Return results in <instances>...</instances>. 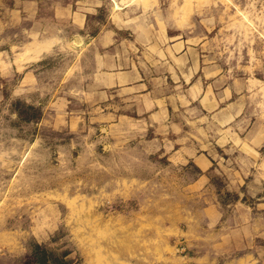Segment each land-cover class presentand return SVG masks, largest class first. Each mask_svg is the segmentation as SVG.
Masks as SVG:
<instances>
[{"label": "rangeland", "instance_id": "374dc122", "mask_svg": "<svg viewBox=\"0 0 264 264\" xmlns=\"http://www.w3.org/2000/svg\"><path fill=\"white\" fill-rule=\"evenodd\" d=\"M104 30L205 43L264 131V0H0V264H264V143L238 186L212 125L209 170L173 158L134 95L87 88Z\"/></svg>", "mask_w": 264, "mask_h": 264}, {"label": "crops", "instance_id": "0c3cea01", "mask_svg": "<svg viewBox=\"0 0 264 264\" xmlns=\"http://www.w3.org/2000/svg\"><path fill=\"white\" fill-rule=\"evenodd\" d=\"M123 42L109 30L96 36L89 49L92 59L87 88L105 99L112 93L134 95L138 111L146 113V125L154 127L155 135L161 134L166 145L171 144V156L183 163L192 161L200 173L209 170L216 158L204 152L211 150L206 129L212 125L217 133L213 141L224 147L236 144L240 149L238 176L232 180L238 186L239 178L242 182V175L248 173V164L257 158L255 149L264 143L259 124L244 127V132L238 130L247 111L242 93L250 87L240 79L228 77L210 55L201 53L205 43L193 44L177 38L141 51L135 43L131 49L124 48ZM166 87L174 91V105L157 94ZM259 160L261 170L264 156ZM200 182H205L201 174L191 187L197 188ZM208 208L214 211L209 221L217 223L221 217L214 204Z\"/></svg>", "mask_w": 264, "mask_h": 264}, {"label": "trees", "instance_id": "16d2710c", "mask_svg": "<svg viewBox=\"0 0 264 264\" xmlns=\"http://www.w3.org/2000/svg\"><path fill=\"white\" fill-rule=\"evenodd\" d=\"M37 247L41 249V247H40V246H37ZM42 250H43V249H42ZM43 251H44V253H46V252H45V250H43ZM63 262H64V261H63Z\"/></svg>", "mask_w": 264, "mask_h": 264}]
</instances>
